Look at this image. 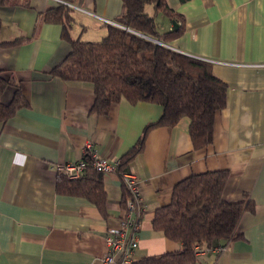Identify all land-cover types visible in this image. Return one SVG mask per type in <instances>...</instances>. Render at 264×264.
<instances>
[{"label":"crops","instance_id":"1","mask_svg":"<svg viewBox=\"0 0 264 264\" xmlns=\"http://www.w3.org/2000/svg\"><path fill=\"white\" fill-rule=\"evenodd\" d=\"M64 1L77 8L56 0L0 5V42L24 39L0 44V77H11L22 97L15 112L0 119V264H86L102 255L106 231L119 225L128 197L121 177L117 171L102 173L106 200L99 208L84 196L57 191L53 166L83 158L87 144L119 162L141 137V150L125 168L139 179L143 205L130 264L181 250L180 242L153 227L155 212L170 202L177 182L217 169L229 172L223 198L247 195L254 209L243 212L239 237L223 249L197 253L194 264H264V0H167L178 14L177 28L170 16L149 8L159 31L181 29L164 45L210 62L226 83L213 140L200 148L193 146L187 117L146 129L162 106L123 97L98 114L91 111V82L50 73L70 47L61 37L62 24L43 21L44 12L70 8L79 31L70 34L69 28L70 37L80 38L88 27L95 31L85 38L97 41L106 34L102 19L116 21L122 11V0ZM13 92L14 87L5 89L3 103Z\"/></svg>","mask_w":264,"mask_h":264},{"label":"trees","instance_id":"2","mask_svg":"<svg viewBox=\"0 0 264 264\" xmlns=\"http://www.w3.org/2000/svg\"><path fill=\"white\" fill-rule=\"evenodd\" d=\"M6 2L0 0V5ZM149 8L173 20L178 18L167 0H122V11L115 21L121 26L106 23V34L97 41L70 37L69 28L74 22L70 8L58 5L48 9L43 21L62 24L61 37L70 47L50 73L63 79L91 82L95 97L91 111L98 114H106L122 97L131 103L160 104V117L146 129L173 126L187 117L194 148L206 146L213 140L215 112L226 105V83L213 74L210 62L164 45L181 29L159 31ZM23 40L16 38L0 44L10 46ZM8 87H14V92L5 104L1 95ZM20 101L18 84L11 77H0V119L12 115L21 105ZM142 143L141 137L121 156L116 169L120 177L132 157L141 150ZM228 175V170L217 169L191 174L177 182L170 202L156 210L153 227L167 238L180 242L181 250L146 256L132 264H194L199 250L224 247L239 237V220L246 210L253 211L254 202L247 195L236 200L223 198ZM56 189L84 196L99 208L106 200L102 173L90 165L78 179L58 174Z\"/></svg>","mask_w":264,"mask_h":264},{"label":"built area","instance_id":"3","mask_svg":"<svg viewBox=\"0 0 264 264\" xmlns=\"http://www.w3.org/2000/svg\"><path fill=\"white\" fill-rule=\"evenodd\" d=\"M56 1L66 6L77 8L73 4L64 0ZM102 21L109 24L119 25L110 19L104 18ZM118 164L119 162H111L106 157L99 155L97 151L91 148L90 144H87L83 152V158L74 162L56 163L53 168L59 175H63L69 179H78L88 165L100 173H107L115 172ZM121 180L127 189L128 197L125 201L122 216L119 219V225L114 228H109L106 231V251L98 257H93L86 264L131 263V254L137 247L136 232L139 229L140 219L143 213V205L141 203V198L139 197V179L135 172L130 169L125 170L121 174ZM214 248L223 249L225 246L203 248L199 250V253L210 251Z\"/></svg>","mask_w":264,"mask_h":264},{"label":"rangeland","instance_id":"4","mask_svg":"<svg viewBox=\"0 0 264 264\" xmlns=\"http://www.w3.org/2000/svg\"><path fill=\"white\" fill-rule=\"evenodd\" d=\"M76 24H74V23H72L71 24V27H70V34H74V33H78L79 31H78V28H76V26H75ZM101 28V27H100ZM85 29V28H84ZM90 31H95V29H88V27H86V29L82 32V30H81V37H80V39L81 40H88V41H91V40H94L95 41V39H97V38H85V35L87 34V33H91ZM92 34V33H91ZM77 35H75V37H76ZM139 188H140V184H139ZM140 191V190H139ZM140 198H141V195L139 196Z\"/></svg>","mask_w":264,"mask_h":264},{"label":"water","instance_id":"5","mask_svg":"<svg viewBox=\"0 0 264 264\" xmlns=\"http://www.w3.org/2000/svg\"><path fill=\"white\" fill-rule=\"evenodd\" d=\"M172 23H173L174 28H177V22L175 20H172Z\"/></svg>","mask_w":264,"mask_h":264}]
</instances>
